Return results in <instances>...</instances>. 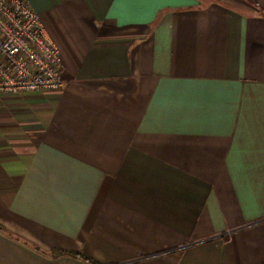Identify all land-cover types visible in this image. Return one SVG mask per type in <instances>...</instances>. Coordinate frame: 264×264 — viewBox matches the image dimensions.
<instances>
[{"label": "crops", "instance_id": "crops-1", "mask_svg": "<svg viewBox=\"0 0 264 264\" xmlns=\"http://www.w3.org/2000/svg\"><path fill=\"white\" fill-rule=\"evenodd\" d=\"M65 87L0 94V264H264V0H27Z\"/></svg>", "mask_w": 264, "mask_h": 264}, {"label": "built area", "instance_id": "built-area-1", "mask_svg": "<svg viewBox=\"0 0 264 264\" xmlns=\"http://www.w3.org/2000/svg\"><path fill=\"white\" fill-rule=\"evenodd\" d=\"M62 57L27 0H0V94L60 91Z\"/></svg>", "mask_w": 264, "mask_h": 264}]
</instances>
